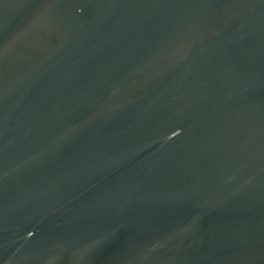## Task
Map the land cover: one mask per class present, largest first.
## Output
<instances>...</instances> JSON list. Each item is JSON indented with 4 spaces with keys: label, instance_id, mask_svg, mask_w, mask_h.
<instances>
[{
    "label": "water",
    "instance_id": "95a60500",
    "mask_svg": "<svg viewBox=\"0 0 264 264\" xmlns=\"http://www.w3.org/2000/svg\"><path fill=\"white\" fill-rule=\"evenodd\" d=\"M0 264H264V0H0Z\"/></svg>",
    "mask_w": 264,
    "mask_h": 264
}]
</instances>
